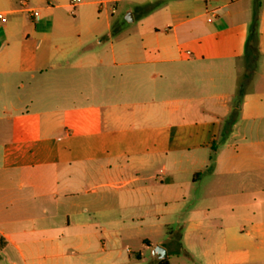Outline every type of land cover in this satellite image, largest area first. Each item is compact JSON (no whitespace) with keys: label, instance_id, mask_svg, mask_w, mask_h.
I'll list each match as a JSON object with an SVG mask.
<instances>
[{"label":"crops","instance_id":"1","mask_svg":"<svg viewBox=\"0 0 264 264\" xmlns=\"http://www.w3.org/2000/svg\"><path fill=\"white\" fill-rule=\"evenodd\" d=\"M72 1L0 0V259L12 247L23 264H116L103 242L118 236L125 183L148 207L206 181L215 203L192 230L223 224L226 264L264 262V220L233 210L264 208V0H169L172 26L117 42L108 23L109 49L83 46L70 18L115 1Z\"/></svg>","mask_w":264,"mask_h":264},{"label":"rangeland","instance_id":"2","mask_svg":"<svg viewBox=\"0 0 264 264\" xmlns=\"http://www.w3.org/2000/svg\"><path fill=\"white\" fill-rule=\"evenodd\" d=\"M84 1L89 2L90 0ZM101 1L104 2L105 0ZM114 1V4L108 6L92 7L85 5L81 7L80 9L95 10L93 19L88 21L85 19L78 20V16L70 18L72 28L78 34L83 46L94 45L102 41L103 44L99 49H109L108 23L112 26L114 32L112 34L116 36L115 41L117 42L136 35L141 29L149 30L158 27L164 30L166 26H172L169 16L164 15V8L170 3L169 0ZM112 8L115 10L113 14ZM128 13L133 15L134 21L132 23L125 21ZM193 16L189 15L187 18ZM98 17L101 19L100 23H98ZM98 24L101 25L98 31L100 37L96 38L89 31H92ZM85 53L86 51H82L75 56L77 58ZM247 73L246 70L241 73V83L245 81ZM159 171L160 169H157L155 175L160 176ZM84 184L86 188L91 186L89 181ZM147 184L154 187L156 194H163V190L167 189L166 186H162L157 177ZM165 184L164 181L163 185ZM136 186L133 182L125 183L123 186L121 192L124 200L116 212L117 219L122 221L119 225L118 236L108 238L103 242L106 244L108 253L116 254V258H114L116 264H158L159 260L156 255L158 248L167 251L169 264H226L231 260L232 257L222 253L216 246L218 239L213 230L218 226H223V224H212L209 228L212 232L208 233L206 229L203 235L192 230L195 225L191 223V220L201 217L203 212L207 210V205H211L212 208L215 203L213 200H208V203L203 201L207 190L206 181L201 182L199 186H192L188 189L186 202L171 201L164 203L157 201L148 207L144 206L140 201L142 198L133 192ZM194 196H197V200L194 199ZM259 203H253V206L246 209L233 207L235 210L234 217L239 218L240 215L246 214L253 220H264V208L260 207ZM236 204L238 201L230 202L227 205L234 206ZM229 211L221 209L220 213L226 215L230 213ZM85 215L89 217L91 214L86 213ZM103 220L109 222L110 217ZM0 264H23V262L19 254L12 247H9L7 249V261L1 258ZM257 264H264V262Z\"/></svg>","mask_w":264,"mask_h":264},{"label":"trees","instance_id":"3","mask_svg":"<svg viewBox=\"0 0 264 264\" xmlns=\"http://www.w3.org/2000/svg\"><path fill=\"white\" fill-rule=\"evenodd\" d=\"M258 54H259L258 52V30H257V23L255 21L249 33V37L247 40V46H246L245 60H246L248 71H253L255 65L257 64ZM246 76L248 77L247 74ZM242 96H243V91L240 90L238 94V99L240 100ZM233 116H234V119L237 117V111H235ZM158 264H169V262L168 260L159 261Z\"/></svg>","mask_w":264,"mask_h":264},{"label":"water","instance_id":"4","mask_svg":"<svg viewBox=\"0 0 264 264\" xmlns=\"http://www.w3.org/2000/svg\"><path fill=\"white\" fill-rule=\"evenodd\" d=\"M125 21L127 23H132L133 22V16H132L131 13L127 14V16L125 17ZM156 255H157L159 261H165V260L168 259V253L163 248H158L157 251H156Z\"/></svg>","mask_w":264,"mask_h":264},{"label":"built area","instance_id":"5","mask_svg":"<svg viewBox=\"0 0 264 264\" xmlns=\"http://www.w3.org/2000/svg\"><path fill=\"white\" fill-rule=\"evenodd\" d=\"M81 3H82V0H73L71 4H72L73 7H75V6H77V5L81 4ZM31 13H32L34 18H36V19L39 18V13L37 11H32ZM2 17H3V15H0V19Z\"/></svg>","mask_w":264,"mask_h":264}]
</instances>
